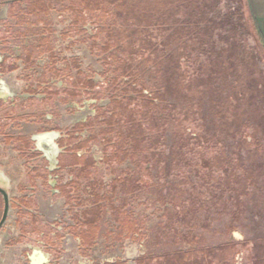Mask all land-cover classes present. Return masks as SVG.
<instances>
[{
    "label": "flooded vegetation",
    "instance_id": "1",
    "mask_svg": "<svg viewBox=\"0 0 264 264\" xmlns=\"http://www.w3.org/2000/svg\"><path fill=\"white\" fill-rule=\"evenodd\" d=\"M80 1L75 14L104 18V0ZM57 2L0 0V264H204L217 207L203 219L202 189L172 175L173 130L155 145L156 66L108 47L114 19L78 30L117 52L102 65Z\"/></svg>",
    "mask_w": 264,
    "mask_h": 264
},
{
    "label": "rangeland",
    "instance_id": "2",
    "mask_svg": "<svg viewBox=\"0 0 264 264\" xmlns=\"http://www.w3.org/2000/svg\"><path fill=\"white\" fill-rule=\"evenodd\" d=\"M243 1L125 0L121 4L118 0H104L107 9L101 20L100 17L91 18L85 10L75 14L83 5L82 1L62 0L66 8L60 7L58 12V17L62 20L70 16L67 8L74 7L70 11L75 16L74 35H78L77 43L90 44L95 50L92 53L98 52L102 65L105 61L110 63L109 55L117 52L103 53L102 42L93 40L104 39L100 32L96 38L89 39L86 34V38H82L78 30L88 23L100 27V23L113 22L114 19L116 27L120 28V31H116L119 32L118 42L115 40L108 47H122L135 63L147 62L158 67L171 61L169 52L186 46L189 54L186 62L188 78L205 82L193 98L197 116L190 114L194 110L189 111V114L192 118H197L201 111L203 117H198L201 124L217 125L212 130L217 132L215 139L218 150L209 155H220V159L224 154L226 157L237 152L239 157H234L235 162L241 158L244 164L243 169L236 170L239 179L244 180H239V185L245 183L243 173L250 178L249 184L247 183L249 195L241 197V215L239 220L232 222L233 233L228 235L222 230L228 221H233L230 219V208L236 206L229 201V190H223L218 203L201 192L203 219H211L213 206L219 209V235L216 237L214 233H204L208 238L207 245L215 244L219 239L218 247L221 246L211 257L202 255L204 264H264V51L259 47L254 31L246 21L249 13ZM62 2L57 3L61 6ZM99 12L98 10L97 14ZM117 13H120V17ZM47 20L49 21L48 18ZM49 23L50 27H47L52 28L53 25ZM33 30L35 29L31 31L35 33ZM177 62L181 64L180 67L185 64L184 59ZM102 86L106 88V84L103 83ZM234 87L236 90L231 89ZM220 103H223L222 108L218 106ZM222 111L226 112V119ZM225 126H228L227 133L221 132ZM196 159L200 160V157ZM221 172L222 170L218 176ZM186 189V192L193 191L191 186ZM155 209L160 211L158 205H155ZM137 210L139 214L152 216L154 208L151 202L143 199ZM157 212L154 213L155 220ZM118 235L120 234L116 236ZM115 238L119 241L120 236Z\"/></svg>",
    "mask_w": 264,
    "mask_h": 264
},
{
    "label": "trees",
    "instance_id": "3",
    "mask_svg": "<svg viewBox=\"0 0 264 264\" xmlns=\"http://www.w3.org/2000/svg\"><path fill=\"white\" fill-rule=\"evenodd\" d=\"M243 2H245V7L249 13V18L246 19V21L251 26V30L253 29L259 47L264 51V41L258 30L257 22L253 16L249 1L244 0ZM169 56L171 58L170 62L156 67V75L160 82L155 85V99L160 103L155 104L154 106L155 108L161 109L162 113H166V115L164 117L155 116L154 118V128L157 133V135H155V145H157V140L161 136V134L158 135L160 130H163L168 126L167 128L174 132L172 133V140L169 145V154L172 160V175L179 176V169L185 171V182L193 188H201L202 192L207 194L210 197V200L216 203H218L220 194L224 193L223 190H229L228 196L231 195L229 201L233 206H236L234 207L235 210L234 208L232 209V207L230 208V219L233 221H228L222 230L228 234V231L230 233L234 228V221L239 220V215H241L239 208L240 205L243 204L241 197L249 195L247 183L249 184L250 181L248 180L250 178L243 173L245 183L242 182V185H239L240 179L237 171H240L241 168L243 169L244 164L241 158L235 162L234 157H239V155H236L237 152L230 154V156L227 155L226 157L224 154L220 159V155H217L218 157L216 155H213L212 157L209 155L218 150L216 147L217 139H215L217 138V132L212 130V128L217 125L215 124V126L212 124L207 126V124H201L198 119V117H203L201 116V111H199V116L197 118L191 117V115L197 116L195 110L196 105L193 98L205 82L199 81L196 78H193V80L188 78V64L186 62L189 60V54L186 46H181L176 51L169 52ZM174 57L176 58L175 60ZM183 59L185 60V64L180 67L181 64L177 61ZM227 89L228 87H226V90ZM231 89L236 90L235 87ZM229 92L231 91L229 90ZM237 100L240 99L237 98ZM225 102V106L227 107V100ZM181 105L182 107L180 108L179 106ZM218 106L222 108L223 103H220ZM192 110H194L192 112L193 114L190 113V115L189 111ZM219 113L221 112H218V114ZM222 115H224V118L226 119V112ZM191 121L192 123H190ZM226 129L228 130V126H225L221 132L227 133L228 131ZM198 157H200V160L196 159ZM221 170L222 172L218 176V173ZM192 178H194L193 181L191 180ZM218 191L220 192L218 193ZM217 213L219 217L218 207ZM218 248H221V246ZM208 251L211 252L212 250L210 248L203 249V252Z\"/></svg>",
    "mask_w": 264,
    "mask_h": 264
},
{
    "label": "crops",
    "instance_id": "4",
    "mask_svg": "<svg viewBox=\"0 0 264 264\" xmlns=\"http://www.w3.org/2000/svg\"><path fill=\"white\" fill-rule=\"evenodd\" d=\"M253 16L257 22L258 30L264 41V0H248Z\"/></svg>",
    "mask_w": 264,
    "mask_h": 264
}]
</instances>
